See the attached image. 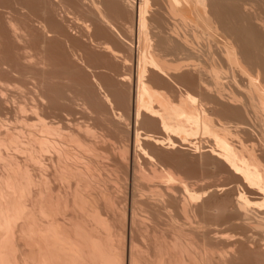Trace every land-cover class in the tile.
Returning <instances> with one entry per match:
<instances>
[{
  "label": "bare ground",
  "instance_id": "1",
  "mask_svg": "<svg viewBox=\"0 0 264 264\" xmlns=\"http://www.w3.org/2000/svg\"><path fill=\"white\" fill-rule=\"evenodd\" d=\"M84 1L0 0V264H264V0Z\"/></svg>",
  "mask_w": 264,
  "mask_h": 264
},
{
  "label": "rangeland",
  "instance_id": "2",
  "mask_svg": "<svg viewBox=\"0 0 264 264\" xmlns=\"http://www.w3.org/2000/svg\"><path fill=\"white\" fill-rule=\"evenodd\" d=\"M8 1V0H7ZM10 1V0H9ZM63 2V5H65L66 7V9L68 10V12H71V13H68V14H71L70 16H68V17H70V18H68V17H66V20L67 21H65L66 23V26H67V28H68V31H69V33L70 34H72V35H77L78 34V31L80 30L78 27H80V24H76V17H80V18H87V17H85L84 15H83V13H80L81 11L80 10H77V8L79 7V3L78 2H80L81 0H62ZM67 1V2H66ZM99 1V0H98ZM119 1V0H118ZM164 2H162V0L161 1H159V0H157L156 2H158V4H163V5H165L166 4V2H165V0H163ZM86 2V3H85ZM89 2V1H88ZM87 2V0L86 1H84V3H85V7H90L91 8V6H90V2L88 3ZM73 3V4H72ZM76 4V5H75ZM78 4V5H77ZM83 4V1L80 3V5H82ZM120 4H122V3H119V5ZM84 5V4H83ZM121 6V5H120ZM76 8V9H75ZM126 7H122V15H121V17H119V16H117L116 14H109V16L111 17V19H113L112 21H114V20H117V21H114L113 23L120 29V31L122 32V33H124V35H126L127 33V35H129L130 33H129V27H128V25H130V13H127V12H129L128 11V9L126 8ZM79 9V8H78ZM77 11V12H76ZM126 11V12H125ZM75 12V13H74ZM153 12V9H152V11L150 12L151 13V15H153V13L156 15V13H157V11L156 10H154V12ZM124 13V14H123ZM127 13V14H126ZM128 14H129V17H128ZM112 15H114L113 17H115V18H113L112 17ZM74 16V17H73ZM83 16V17H82ZM117 16V17H116ZM128 17V18H127ZM96 17H95V15H94V19H95ZM127 18V19H126ZM93 19V20H94ZM68 20H69V22H68ZM127 20H128V22H127ZM97 21V20H96ZM120 21H121V23H120ZM123 21V22H122ZM78 22H81V21H78ZM118 22V23H117ZM91 23V22H90ZM103 26V25H102ZM101 26V27H102ZM123 27V28H122ZM128 27V28H127ZM104 28V29H103ZM106 29V30H105ZM128 29V30H127ZM102 30H103V32H105V34H107V35H110V32L108 31V29L105 27V26H103L102 27ZM107 31H108V33H107ZM124 31V32H123ZM126 32V33H125ZM19 69H21V68H19ZM194 95H196V93L194 94ZM197 96V95H196ZM0 119H3L4 120V122H6L7 124H10V123H12L13 122V118H12V115L11 114H6V115H0ZM15 123H13V125H14ZM10 125H12V124H10ZM153 130H155V129H153ZM156 131V130H155Z\"/></svg>",
  "mask_w": 264,
  "mask_h": 264
}]
</instances>
